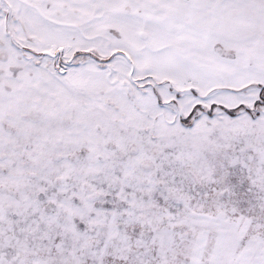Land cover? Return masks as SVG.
Masks as SVG:
<instances>
[{
    "label": "snow or ice",
    "instance_id": "6c2138e0",
    "mask_svg": "<svg viewBox=\"0 0 264 264\" xmlns=\"http://www.w3.org/2000/svg\"><path fill=\"white\" fill-rule=\"evenodd\" d=\"M0 264H264V0H0Z\"/></svg>",
    "mask_w": 264,
    "mask_h": 264
}]
</instances>
